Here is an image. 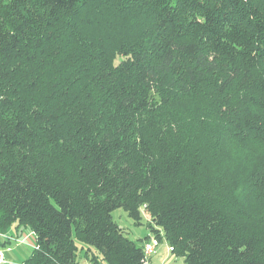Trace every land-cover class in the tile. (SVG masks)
<instances>
[{
    "label": "trees",
    "instance_id": "16d2710c",
    "mask_svg": "<svg viewBox=\"0 0 264 264\" xmlns=\"http://www.w3.org/2000/svg\"><path fill=\"white\" fill-rule=\"evenodd\" d=\"M118 1L138 36L78 61L92 0H0V233L33 234L25 264H143L151 236L184 264H264V226L203 179L211 148L264 141V0ZM201 91L215 121L186 105Z\"/></svg>",
    "mask_w": 264,
    "mask_h": 264
},
{
    "label": "rangeland",
    "instance_id": "374dc122",
    "mask_svg": "<svg viewBox=\"0 0 264 264\" xmlns=\"http://www.w3.org/2000/svg\"><path fill=\"white\" fill-rule=\"evenodd\" d=\"M119 6L118 0H92L88 12V22L77 19V23H74L69 20L70 23L67 26L73 30L71 33L74 34L75 40L67 53L73 51L79 61L84 49L91 48L88 50L93 53L92 49L96 51L98 44H100L101 51H110L111 47L120 42L121 36L126 38L138 36L134 19L129 20L127 14L120 12ZM92 43L97 46L93 47L94 44ZM77 65L76 63L75 67ZM202 97L203 92L201 91L196 94V98L187 99V102L185 101L186 105L194 109L196 115L203 116L204 120L215 121L216 116L213 114L212 107H210L211 102L204 101ZM218 105L219 107L215 109L219 110L220 113L233 115L228 107L225 110L223 109L225 104ZM233 110L235 109L233 108ZM208 130L213 131L214 129L210 128ZM244 141L248 144L236 146L241 141L235 137L234 139H228L226 144H222L218 148H211L212 151L205 154L203 179L208 184L212 171H216L218 173L217 179L209 184L214 185L216 190L219 188L222 190L220 196L227 206L225 209L239 211L237 212L238 215H247L250 219L258 218V225L264 226V179L249 177V170L257 161L256 158L264 156V141H254L251 135L247 136ZM257 148L262 150L259 154L251 153ZM259 171L264 175V165H261ZM249 183L255 189L254 193L248 189L250 187L248 186ZM112 217L119 227L124 230L127 237L133 241L143 239L149 234L145 223L136 226L122 210H115ZM143 217L146 220L148 219L145 212H143ZM30 242H34L33 236L30 237ZM166 248V242L162 240L157 247V255H154L155 258H158L151 259L152 261L149 264H184L183 259L172 256L169 250L166 251ZM78 262L79 264H90L83 259L82 255L79 256Z\"/></svg>",
    "mask_w": 264,
    "mask_h": 264
},
{
    "label": "crops",
    "instance_id": "0c3cea01",
    "mask_svg": "<svg viewBox=\"0 0 264 264\" xmlns=\"http://www.w3.org/2000/svg\"><path fill=\"white\" fill-rule=\"evenodd\" d=\"M2 235L7 238H4V236L0 237V249L4 253V257L6 260L5 264H25L31 256L32 250L35 245V241L33 243H29L30 237H32L33 234L25 229H15L14 227H12L7 233H3ZM15 239H24L25 244L17 243ZM167 250L168 247L166 248V251ZM155 256L152 258V260H154Z\"/></svg>",
    "mask_w": 264,
    "mask_h": 264
},
{
    "label": "built area",
    "instance_id": "2783aa9c",
    "mask_svg": "<svg viewBox=\"0 0 264 264\" xmlns=\"http://www.w3.org/2000/svg\"><path fill=\"white\" fill-rule=\"evenodd\" d=\"M4 235H2V233H0V237H3ZM4 238H6L4 236ZM7 239V238H6ZM15 241L17 243L20 244H25V240H17L15 239ZM159 243L156 240V238H154L153 236H151L144 244L142 247V253H143V264H149V260L152 256H154L157 252V247H158ZM169 250V249H168ZM6 260L4 257V253L3 251L0 249V264H5Z\"/></svg>",
    "mask_w": 264,
    "mask_h": 264
}]
</instances>
